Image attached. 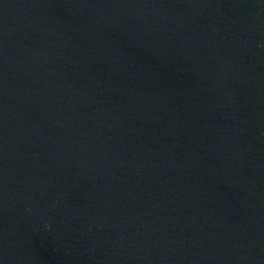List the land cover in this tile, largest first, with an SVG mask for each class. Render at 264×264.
<instances>
[{"label":"water","instance_id":"obj_1","mask_svg":"<svg viewBox=\"0 0 264 264\" xmlns=\"http://www.w3.org/2000/svg\"><path fill=\"white\" fill-rule=\"evenodd\" d=\"M0 264H264V0H0Z\"/></svg>","mask_w":264,"mask_h":264}]
</instances>
